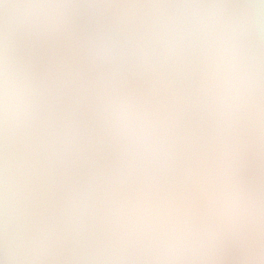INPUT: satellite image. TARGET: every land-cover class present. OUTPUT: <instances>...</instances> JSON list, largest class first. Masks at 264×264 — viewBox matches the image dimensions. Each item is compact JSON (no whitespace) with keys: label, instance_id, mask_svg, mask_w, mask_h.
I'll return each instance as SVG.
<instances>
[{"label":"clouds","instance_id":"clouds-1","mask_svg":"<svg viewBox=\"0 0 264 264\" xmlns=\"http://www.w3.org/2000/svg\"><path fill=\"white\" fill-rule=\"evenodd\" d=\"M0 264H264V0H0Z\"/></svg>","mask_w":264,"mask_h":264}]
</instances>
